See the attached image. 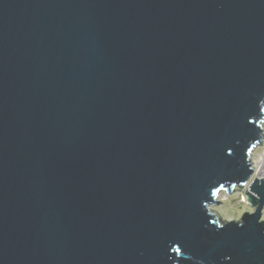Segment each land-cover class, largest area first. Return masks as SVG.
<instances>
[{
	"label": "water",
	"instance_id": "1",
	"mask_svg": "<svg viewBox=\"0 0 264 264\" xmlns=\"http://www.w3.org/2000/svg\"><path fill=\"white\" fill-rule=\"evenodd\" d=\"M260 146L264 0H0V264H264Z\"/></svg>",
	"mask_w": 264,
	"mask_h": 264
},
{
	"label": "rangeland",
	"instance_id": "2",
	"mask_svg": "<svg viewBox=\"0 0 264 264\" xmlns=\"http://www.w3.org/2000/svg\"><path fill=\"white\" fill-rule=\"evenodd\" d=\"M262 148L263 147L260 146L254 152V159L257 166H259V158L262 154ZM219 200L227 203L213 206L212 209L218 212L223 219L235 218L236 216H239L241 211L245 208L252 210V208L247 205L245 198L241 193H237L233 197L226 192H222L219 196Z\"/></svg>",
	"mask_w": 264,
	"mask_h": 264
},
{
	"label": "built area",
	"instance_id": "3",
	"mask_svg": "<svg viewBox=\"0 0 264 264\" xmlns=\"http://www.w3.org/2000/svg\"><path fill=\"white\" fill-rule=\"evenodd\" d=\"M257 176L263 177L264 176V146L262 148V154L259 158V166L257 170Z\"/></svg>",
	"mask_w": 264,
	"mask_h": 264
}]
</instances>
